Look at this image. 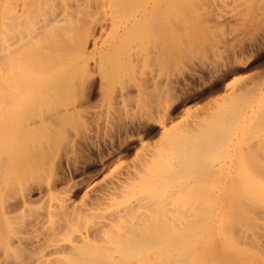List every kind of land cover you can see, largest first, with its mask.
<instances>
[{"label": "bare ground", "instance_id": "1", "mask_svg": "<svg viewBox=\"0 0 264 264\" xmlns=\"http://www.w3.org/2000/svg\"><path fill=\"white\" fill-rule=\"evenodd\" d=\"M1 1L0 264H210L211 256L214 258L212 251L216 246L218 231L212 218L214 219V214L216 217L219 215L217 212L226 209L227 204L224 203L232 201L234 203V206L231 204L232 208L239 207L237 204H240L239 209L237 207L235 210L246 209L249 213L253 211L252 214L255 212L264 218L262 216L264 207L259 206L264 197V122L258 127L254 125L259 131L254 138L252 135L246 136L243 142L232 145L228 152L225 142L231 129H237L243 115L248 111L252 113L253 108H256L254 107L256 102L258 104L257 99L260 100L263 96L257 92L259 81L251 82V86L242 84L243 86L235 89L230 87L233 90L229 89L230 92L227 90L229 93L227 92L222 101L215 104L211 114L206 115L207 122L204 120L202 123L194 119L180 124L179 128H171L168 125L171 120L168 116V103H165L168 100L163 94L161 98L156 93L155 89H159L157 87L160 84L156 76H152V80L144 86L139 85L140 88L130 87L119 91L112 88L116 78L125 75L133 66L132 62L135 61L133 56L137 50L143 48L145 40L148 42L152 40L154 43L150 45L152 48L148 46L149 50L152 49L150 58L151 55L154 60L176 58L178 53L176 41L180 36L177 37V30L174 29L175 22H170L174 23V28H170L162 21L164 9L160 2L163 4V0H149V4L152 3L151 7L146 3V9L134 8L133 12L130 10L131 5L128 6L130 12L127 11V19L122 22L119 18L124 19L126 16L121 17L120 12L126 4L121 3L124 5L121 9L124 8L118 11L117 17H113L116 18L114 21L120 22L115 24L111 16V19L109 18L111 21L108 20L110 25L106 23L107 20L95 23L91 31L83 33L77 45L65 46L66 42L63 44L61 42L60 45L65 48L58 45L59 40L56 42L57 30L54 27L50 28L57 15L52 16L51 13L39 11L38 7L40 4L49 8L54 0H34L31 6L22 5L19 9L17 4H12L9 0ZM127 2L128 5L131 3ZM170 2L172 7L168 8L171 10L174 8L176 14L178 10L175 8L176 0ZM179 3L181 0L177 4ZM179 14L177 16H182ZM182 17H185L184 14ZM172 19L171 21H174ZM185 24L187 23L183 21L184 31H189L191 27H186ZM102 34L106 36L103 38ZM236 37H232L234 40L230 41H238ZM226 43L227 41L224 42ZM229 46L230 49L225 50L223 60L213 63L212 68H209L211 72L207 69L208 76H204L211 77L221 72L219 73L221 78L202 91L200 97L221 88L227 75L231 71H236L237 63L243 61L245 50L241 38L234 45L229 43ZM205 49L206 54L214 56L216 53L212 46ZM147 53H145L147 56L143 55L145 58H148ZM135 55L138 60L137 54ZM78 72L82 76L78 74L74 77ZM79 77L81 79L77 81ZM141 94L147 102V109L144 108L147 119L158 122L166 135H163L164 138L159 144L157 143V149L150 150L152 154H149L148 158H140L135 170L127 169L122 176H115V179L96 186L83 183L81 197L83 200L76 204L71 199L72 189L76 188L75 185L78 183V180L73 179L74 174L81 170L84 161L86 163L89 159L94 160L93 155L98 157V160H103L104 157L121 151L124 145L122 141L127 140L126 126L122 131L126 133L123 138L120 136L116 138L111 130H108L113 125L115 106L120 104L124 106L127 98H133L137 104ZM187 97L184 95L183 101ZM93 98L96 99L91 102ZM162 99H165L164 103L161 102ZM260 114L262 115L258 117L259 119L264 112ZM255 118L257 119V116ZM123 119L121 118V121ZM147 121L137 122V129L139 127L147 130ZM251 123L249 128L252 127L253 131L258 132ZM71 124H79L86 130L83 138L88 152L80 156L81 159L76 155L79 160L74 158L75 155L71 158L72 156L67 154L69 148L66 152L63 150L64 153H60L61 148L64 149L67 145L59 146V140L66 138L65 128L67 125L72 127ZM77 125L73 127L76 128ZM64 139L62 141L66 142L67 138L66 141ZM56 146L57 149L61 148L56 151ZM222 153L226 154L224 161L221 160ZM217 155L221 158L219 159ZM216 158L222 163L216 162ZM214 179L216 183L209 185V180ZM250 197L261 198L259 203L254 202L261 208L260 210L253 206V203L247 204ZM258 199L256 201H259ZM234 208L232 210L230 207L229 212H234ZM246 210L242 211L244 217ZM234 213L230 215L235 217L240 215ZM244 217L240 216L237 219L243 218L239 221L243 224L246 221L251 222L250 219L245 221ZM232 218L235 222L234 217ZM255 218L252 221L257 222ZM229 219L230 216L226 222H229ZM233 220L230 221L232 224L230 222L224 224L225 232L229 227V232L242 231L240 232L242 235L250 226L244 224V229L242 230L243 227L239 229L241 226H237ZM254 223L251 222V225ZM257 223L253 229L252 226L249 227L253 232L259 231L256 228ZM260 230L263 233L264 230ZM261 231L250 237H254L255 240ZM235 232L233 237L228 232L226 235L229 234L227 237L233 238L231 239L233 241L238 235L237 233L235 235ZM247 232L244 233L250 234ZM262 235L264 237V234ZM262 235L261 239L260 236L256 239L262 241ZM243 236L247 241L249 235L247 238ZM243 236L241 237L244 240ZM227 237H221L220 240H226ZM250 239L253 238H249L248 241ZM243 240L239 239L238 242ZM223 242L222 240L220 243ZM252 243L248 244L252 246ZM255 243L259 245L261 242ZM257 245L255 249L259 248ZM233 246L237 248L236 250L242 249L240 248L242 246L238 248L232 244L230 250L234 249ZM261 249L263 248L260 247L258 250L260 253ZM242 250L245 251L244 248ZM226 258L230 259L227 256ZM211 260L214 264L216 259ZM225 261L227 263L220 261V264H228L229 261ZM230 262L232 264V261Z\"/></svg>", "mask_w": 264, "mask_h": 264}, {"label": "rangeland", "instance_id": "2", "mask_svg": "<svg viewBox=\"0 0 264 264\" xmlns=\"http://www.w3.org/2000/svg\"><path fill=\"white\" fill-rule=\"evenodd\" d=\"M9 1L12 4H17L18 9H19L22 5L28 4L27 6H31V4L33 3L32 1H34V0H9ZM116 1H118L120 4ZM127 1H130L131 3L129 2L130 4L128 5ZM127 1L126 0H124V1L123 0L122 1H120V0H98V2H97V0H54V2L50 5L49 8H47L44 5H40V4L38 5V7H39V11L51 13L52 16L57 15V18L52 22V26L50 28L54 27L58 32L57 33L55 31L56 34H58L56 36L58 39L55 38L57 40L56 42H58V40L60 41L58 45H60L61 42H62V44H63V42H66V43H64V45L69 46V45H77L76 43H78V41L81 40L83 33L84 32L87 33L89 31H91L92 26H95L97 23L99 24L101 21L105 22L107 20L106 23L108 25H110L111 23L109 21H111V20H109V18L111 16H112L111 17L112 19H113V17H117V15H119V14H117L118 11L120 12L124 7L125 8L122 11L123 13L120 12V16L122 17L125 15L126 17L124 19H122L123 17L119 18V20L121 22L123 20L127 19L128 12H130L129 11L130 8H128V6L131 5L132 8L130 10H132V12H133L134 8H135L134 10H136L137 8L143 9L144 7L146 9L147 8L146 3L147 4L150 3L149 0H127ZM178 1H180V0H178ZM178 1L176 0L175 8L180 10V11L175 9L176 14H175L174 8H172L173 10L168 8V7H172L170 0H163L162 1L163 4L160 2V6L163 5V8L162 7L161 8L164 9L162 21H164L165 25L169 26L170 28H172L174 25V23H170V22H175L176 25L174 26L175 28L174 27L173 28L175 30H177L176 31L177 37H179V36L181 37V39L179 37L176 41V45L178 47L177 48L178 53L176 55V58H174L173 60H170V59L169 60L168 59L162 60V59L155 58V60H154L153 55H151L152 57L150 58V54H151L150 51H152V49L149 50V47L152 48V46H150V45H152L153 42L151 39H150L151 42L150 41L148 42L147 40H145L144 41L145 45L143 44L142 47L143 48H144V46L146 47V48H144V50H145V53H147V52L149 53V54L147 53L148 58L147 57L145 58V56H143V55H146L145 53L143 54V51H144V50H142L143 48L137 50V53H135V54H137L139 59L137 60L135 57L136 55L134 54L133 57L135 58V61L132 58V61H134V63L132 62L133 66H131V68L129 69V71L125 75H123V76L120 75L118 78H116L115 82L113 83L114 86L112 85L113 86L112 88H114V90H116V91H119L120 89L125 90L126 88H130V87H131L130 89H135V87L140 88L142 85L144 86L145 83L150 82V80H152L151 79L152 76H156L158 78V80L160 81V84H159L160 87L159 86L157 87L159 89H155L156 93L161 98H162V94H163V97L169 101V102L167 101L165 103H168V106H169L168 116H169V118L171 117L170 118L171 120H170L168 125L171 128H176V127L179 128V126L181 127L182 124L189 122V121H192L194 119L197 121H201L202 123L204 120L206 121L207 120L206 115L211 114L215 104L222 101L221 99L224 98L223 96L227 95V92H228L227 90H229V89L233 90L230 87L235 89V87L237 88L238 86H243V85L245 86V84H247L246 86H251L250 85L251 82L254 83V81L255 82L259 81L258 82L259 84H257L259 86V90H257V92H259L258 94H261L264 96V0H181V3L177 4ZM192 1H194V2L192 3ZM0 2H1L0 17H2V1L0 0ZM29 3H30V5H29ZM99 3H101V4H99ZM121 3L124 5L126 4V5L125 6L121 5ZM151 4H149L148 7H151L150 6ZM137 5L139 7H137ZM169 5H171V6H169ZM178 5H180L179 8H178ZM122 6H124V7L121 9ZM126 6H127V8H126ZM116 8H117V11H115ZM124 10H125V12H124ZM172 11H174L173 12L174 14L172 13ZM126 12H127V14H126ZM177 12H178V14L180 13L179 15H182V16L184 14L185 17L177 16L178 15ZM169 14L173 19L171 17H169ZM120 16H118V17H120ZM115 19L116 18H114L113 21ZM171 19L174 21H171ZM178 19H181L182 23H181V21L177 22ZM119 20L114 21V23L116 24V22L117 23L120 22ZM183 21L185 23H187V24H185V25H187L186 27H191L192 30L190 29L189 31L188 30L184 31ZM177 23H179L178 26H177ZM112 25H113V22H112ZM184 32H186V33H184ZM97 34H98V32H96V35ZM103 36L105 37L106 35L102 34V37ZM232 37L233 38L236 37L237 38L236 40H238V41H240V38H241L242 47H244V50H245L243 53L244 54V57L242 59L243 61L241 63L240 62L237 63L238 65L236 64L237 65L236 71H231V72L229 71L230 73L224 79L225 82H223V85L221 88H219L218 90L216 89L217 91L215 90L209 94H206V96L200 97L199 94L202 91H204L207 87L211 86L215 80H219L221 78L220 77L221 72L215 73L216 77H215V75H213L211 77H204V76H208L207 71L212 68L213 63H215V62L219 63L221 60H223V58L226 54L225 50L230 49L229 43H230V45H234L235 43L238 42V41H236V42L230 41L231 39L234 40ZM213 41L215 43H213ZM226 41H227V43L224 44V42H226ZM71 42H73V43H71ZM148 43H151V44H148ZM231 43H233V44H231ZM204 45H206V46H204ZM60 46L65 48V46H63V45H60ZM209 46L214 47V49L216 50V53L214 56H213V54H210V55H209V53L206 54L207 51H206L205 47L208 48ZM221 48H223V49L221 50ZM147 49H148V51H147ZM184 49H186V50L184 51ZM197 51H199V52H197ZM139 52L142 54H139ZM185 53H187V55ZM198 53H200V54H198ZM184 54H185V56H184ZM210 58H212L213 60ZM260 59H263V60L261 61ZM157 60L159 61V63ZM161 61H162V63H161ZM150 63H152V64H150ZM169 63H170V65H169ZM187 63H189V64H187ZM210 72H211V70H210ZM75 74H76V76H75ZM75 74H74V77H77L78 74H79V76H82V75H80V72L75 73ZM120 77H122V78H120ZM75 79H74V81L76 82ZM79 79H81V77H79L77 79V81ZM210 79H211V81H210ZM139 80H141V81H139ZM139 85H141V86H139ZM77 86H78V84H77ZM201 89H203V90H201ZM230 90H229V92H230ZM225 91H226V93H225ZM164 94H165V96H164ZM184 95H186L188 97L183 101ZM263 96L260 97V100L257 99L258 104L256 102V104L254 106L256 108H253V112L250 113V111H248V113L250 115L248 113L243 115V119L241 121V124H239L237 129L232 128L231 131L228 133L227 139L225 138L226 139L225 142H226L227 152L233 146H235L237 144V142L238 143L240 141L243 142L244 138L246 136L252 135L251 137L254 138L256 136V134L259 133V131H258V129H256V127L260 126L264 122V118H263L264 115L262 116V118L260 117V119L263 121H260V119L258 118L260 115H262L260 113L264 112V102H263L264 97ZM95 99L96 98L91 99V102H94ZM165 99H162L161 102L164 103ZM146 103L147 102H145L144 96L141 94V98L139 99L137 104L135 103L133 98H127L124 101V104H125L124 106H122L120 103H118L120 105L115 106V116L112 118L113 125H111V129L108 128V130L109 131L111 130V133L116 138H118L119 136L121 138H123L127 133V136L125 138L127 140L122 141L123 142L122 144H124V145H122V147H121L122 149L119 153L112 154L110 157H107V158L104 157L103 160L102 159L98 160V157L93 155V157L95 158V159L93 158L94 160H92V159H91V161H90V159L87 160V162H86L87 164L84 161V163L82 164V167L80 168L81 170L77 171L73 177L74 180H76V181L78 180L77 181L78 183H76V185H75L76 188L74 187L72 189L73 193L71 192V197H72L71 199H73L76 204L80 203L83 200V198H81V197H83V190L82 189H83V185L85 183H89V185L92 184V185L96 186V185L108 182L110 180H113L117 176H122L123 175L122 173L127 171V169L129 171L135 170L137 165H138L139 160H141L143 157L148 158L152 154L151 151H154L155 148L157 149V146L160 143L159 141H161L164 138V136L166 135V132L163 133V131L160 129V125L158 122L147 119V117H146V115H147L146 114V109H147ZM116 107H117V109H116ZM144 108H146V109H144ZM142 113H143V115H142ZM201 113H203V114H201ZM208 116H210V115H208ZM256 116H257V119L255 118ZM121 118L122 119L125 118V119H123L121 121ZM119 119H120V122H118ZM254 119H256V120H254ZM142 120L143 121L148 120L147 125H146L147 130L145 128H139V127L137 129V125H138L139 121H142ZM125 121L127 124L125 123ZM115 122H117V123H115ZM75 123H78V122H75ZM250 123H251V126L256 125V127L255 126L254 127H255V130H257L258 132L253 131V129H251L252 127L249 128ZM258 123H259V125H257ZM71 125H73V124H71ZM75 125H77V124H75ZM75 125H73V126H75ZM116 125H117V127H116ZM73 126L72 127L70 126L71 127L70 128L67 125V128H65V130H66L65 134H66V138H67V139L66 138L65 139L67 141L64 138L63 139L66 142H63L62 141L63 139L62 140L60 139L62 142L59 140V142H60L59 146L65 147L63 145H67L66 146L67 148L65 147L64 149H62L60 147L62 150V151L60 150V153L61 152L64 153V151L66 152V150L69 148L67 154L72 156V157L71 156H69V157L73 158V156L75 155L74 158H76V155H77V157L80 158V156H82L84 153L88 152L87 147L84 143V138H83V136H85L86 130L81 128V126L79 124L77 125L78 128H77V126H76V128ZM125 126H126L127 132L122 133V131H124V129H125ZM68 128H70V129H68ZM129 129H131V130H129ZM132 130H134V131H132ZM249 130H251V131L249 132ZM119 131L121 133H119ZM235 131H236V133H235ZM88 132H89V130H88ZM246 133H247V135H246ZM65 143H67V144H65ZM74 145H76V146H74ZM79 148H80V150H79ZM59 149H57V146H56V151H58ZM143 152H145V153H143ZM227 152H226V154H227ZM226 154H223V153L220 154V155H223L222 156L223 159H221L222 161L225 160ZM220 155H217V157L219 158ZM248 156L249 155H247V157ZM76 159H78V158H76ZM219 159L216 158L215 161L216 162L218 161V163H220V162L222 163V161L221 160L219 161ZM215 161H214V163L216 164ZM238 162L241 163L240 160ZM83 165H86V166L83 167ZM83 179L87 182H85ZM209 182H210L209 185H213L216 183V180L215 179L209 180ZM79 184H80V186H79ZM79 199H81V200L79 201ZM257 199H258L257 197H255V198L250 197V200H252V201H250L248 199L249 202H247V204L249 203L252 205V203H253V206H257V208L260 210L261 208L264 207V205H261V204H264V197L262 199V202H260L261 198L258 199L259 201H256ZM238 202L242 203V201H239V200H238ZM254 202L255 203L260 202L261 204L259 206H261V208H259L258 205L254 204ZM226 204H227V206L230 204L229 206L233 210L234 207L232 208V206H234V203H232V201H230V203L229 202L224 203V205H226ZM231 204H232V206H231ZM242 204H244V203H242ZM237 205H239V207H240V204H237ZM227 206H226V209L221 210L222 212H220V211L217 212V214H219V215H217V217H216V214H214V219L212 218V221L215 220V222H213V223H215L214 224L215 229L218 230V231H216L217 233L215 232L216 237H217V239L215 241L216 246L212 251L213 252L212 254H214V258L216 259V260H214V264H220V261H221V263L223 261L226 262L225 260H227L229 262L232 261V264H249V262H250V264H256V263L257 264H264V255H262V254H264V252L262 253V251H264V246H263L264 243H262L264 240L263 239L264 237L262 235V234H264V231L262 233V231L260 230V229L264 230V228H261L262 226L264 227V218H262L260 214L259 215L255 214V212H254V214H252L253 211L250 212L252 215L251 216L249 211H247L246 209H243L242 211L246 210L248 212V214H246L247 212L245 213L246 216L250 215V216H248V218H245L246 216L244 217V213L242 214V211L239 210L240 211L239 212V211H237V209L235 210V208H237L238 206L234 208V212H237L240 215L236 216V217L231 216L230 214L233 215L234 212L230 213L231 209H230V207L227 208ZM239 207H238V209H239ZM261 212H263V209ZM228 216H230V219H229L230 221H231V219L233 220L232 217H234L235 222H234V220L232 222L235 224L237 223V226H239V227L241 226L239 229H241L243 227L242 230L244 229V224H247L248 226L250 225L249 227L252 226L251 229H253V227H255V223L258 222L256 224V225H258V227H256V228H258V230L261 231L260 234L262 233L261 234L262 235V241L258 240L259 238L261 239L260 234H259L260 237L258 235H256L259 238L256 239L257 237H255V240L258 241L259 243L261 242L260 243L261 245L259 243H258L259 245H257V243H255L256 241L254 240V237H250V236H255V234H254L255 232L258 234L259 231L257 232V230H256L255 232H253L247 225H245V226L248 227L250 230L247 228L248 230L245 229L244 232H247V231L253 232V234L251 232H247V234L250 233V234H248L249 235L248 238H247L248 235H246L244 232H243V234L241 233L242 235H240V232H242V231H239V233L234 231L235 235H236V233L238 234L236 237L237 239L234 237L235 241L237 240V242H238L239 239L243 240V238L241 237L243 235L246 236L247 241H246L245 237L243 236L244 237L243 241H240L238 243L237 242L234 243L233 242L234 240L233 241L231 240L233 238L227 237V236H229V234H232L231 235L232 237L234 235V232H229V230H228L229 227H227L226 232L224 231V229H226V226L223 227L224 224H227L230 222V221L226 222V219H228ZM240 216L244 217L245 221H246V219H248V220L250 219L249 221H251L252 223L255 222L254 225H251V222L247 223L248 221H246V223H245L244 220H243L244 224L242 222H239L243 219L242 218L241 220L240 219L238 220L237 217L239 218ZM258 216H260V217H258ZM262 216L264 217V213L262 214ZM251 217H253L252 220L255 217H257V218H255V219H257V222L252 221ZM239 223H242V225H240ZM261 223H262V226H260ZM222 227H223V229H221ZM256 228H254V230ZM221 230H223L225 233H223V231H221ZM221 232H222V234H221ZM227 232L229 233L228 235H226ZM219 235L222 238L223 237L229 238L233 245H236V247L242 246L240 248H242V249L244 248L245 251L242 249L236 250L237 248H234V246H233L234 249L231 248V250H230V247L232 244H230L229 239L226 238V240L225 239H222V240L224 241L223 242L224 244L227 243V241H228L230 244V247H229V244L224 245L223 243H220L222 240H220L221 237ZM218 237H219V239H218ZM249 238H253V239H250V241L254 242L257 246H259L258 249H255L257 247H255L256 245L254 243L248 241ZM244 241H246L245 243L247 245L244 243ZM247 242L249 244L252 243V246H250ZM253 245H255V246H253ZM225 246L227 248H225ZM260 247L263 248V249H261V253L258 251L260 249ZM223 248H225V249H223ZM248 250H250V251H248ZM236 251L238 252L237 254H236ZM223 252H224V254L227 253V255L226 254L224 255ZM244 252H245V254H244ZM250 252H252V253H250ZM233 254H235V255H233ZM220 255H222L223 257H221ZM226 256L229 257L230 259H227ZM211 257L212 258H210V261L213 264V262L211 260V259H214L213 255ZM248 258H250V259H248ZM231 259H234V260H231ZM238 259H239V261H238ZM251 260H253L254 263H251V262H253ZM215 261H216V263H215ZM218 261H219V263H218ZM229 262H228V264L231 263V262L230 263Z\"/></svg>", "mask_w": 264, "mask_h": 264}]
</instances>
